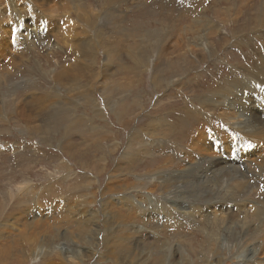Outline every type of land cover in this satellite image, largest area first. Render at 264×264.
Returning a JSON list of instances; mask_svg holds the SVG:
<instances>
[{"label": "rangeland", "instance_id": "1", "mask_svg": "<svg viewBox=\"0 0 264 264\" xmlns=\"http://www.w3.org/2000/svg\"><path fill=\"white\" fill-rule=\"evenodd\" d=\"M4 17L0 264H264V0Z\"/></svg>", "mask_w": 264, "mask_h": 264}, {"label": "crops", "instance_id": "2", "mask_svg": "<svg viewBox=\"0 0 264 264\" xmlns=\"http://www.w3.org/2000/svg\"><path fill=\"white\" fill-rule=\"evenodd\" d=\"M11 23L7 21L4 17L0 19V40H3V34L6 30V27H10ZM68 198H66L65 202H67Z\"/></svg>", "mask_w": 264, "mask_h": 264}, {"label": "bare ground", "instance_id": "3", "mask_svg": "<svg viewBox=\"0 0 264 264\" xmlns=\"http://www.w3.org/2000/svg\"><path fill=\"white\" fill-rule=\"evenodd\" d=\"M57 110H58V109H57ZM251 211H253V208L250 207V208H249V214H250ZM251 213H252V212H251Z\"/></svg>", "mask_w": 264, "mask_h": 264}, {"label": "built area", "instance_id": "4", "mask_svg": "<svg viewBox=\"0 0 264 264\" xmlns=\"http://www.w3.org/2000/svg\"><path fill=\"white\" fill-rule=\"evenodd\" d=\"M175 204V203H174ZM176 205V204H175Z\"/></svg>", "mask_w": 264, "mask_h": 264}]
</instances>
